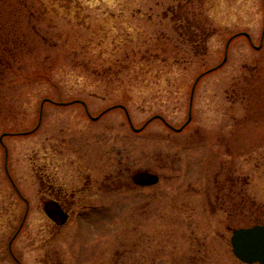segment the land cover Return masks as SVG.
I'll return each instance as SVG.
<instances>
[{
  "label": "rangeland",
  "instance_id": "374dc122",
  "mask_svg": "<svg viewBox=\"0 0 264 264\" xmlns=\"http://www.w3.org/2000/svg\"><path fill=\"white\" fill-rule=\"evenodd\" d=\"M185 5L215 31L205 54L192 52L168 21ZM0 10L8 20L3 49L9 31L20 39L9 57L0 52V61L11 67L5 85L14 80L11 90L0 92V110L12 116L0 124V134L2 127L17 133L35 127L41 106L44 117L38 133L4 140L9 170L30 201L26 226L14 243L21 263L241 264L229 229L264 222V0H0ZM206 71L195 86L193 121L181 135L158 119L139 135L121 127L124 114L116 105L127 107L136 129L155 115L179 128L188 119L192 85ZM81 101L92 118L106 111L99 123L85 117ZM57 131L63 139L58 161ZM199 138L205 144H191ZM109 153L132 169H156L164 181L111 197L92 191L87 202L124 201L127 209L81 210L77 216L74 208L62 232L50 236L39 201L38 162L46 161L41 176L70 191L76 187L75 163L94 175L92 154L102 160ZM200 158L202 166H193ZM204 158L211 164L204 166ZM1 163L0 155V264H12L3 249L24 205L9 195ZM219 163L224 175L248 181L246 199L254 202L248 209L211 211L203 193L186 192L189 183L202 191L205 183L210 186ZM211 197L208 203H215ZM184 201L191 213L180 207Z\"/></svg>",
  "mask_w": 264,
  "mask_h": 264
},
{
  "label": "flooded vegetation",
  "instance_id": "af4514ba",
  "mask_svg": "<svg viewBox=\"0 0 264 264\" xmlns=\"http://www.w3.org/2000/svg\"><path fill=\"white\" fill-rule=\"evenodd\" d=\"M185 6L187 7V5H185ZM173 15L174 14L172 12L171 17L168 19V21L169 20L171 21L173 28H174V33L176 35L177 31L179 32V29L177 28V26L174 22ZM3 20L5 23H2ZM195 21H197V20H195ZM7 23H8V20L5 21V19L2 16V11L0 10V37H3V35H1V32H4ZM190 33H192V32L187 31V32H185L184 35H183V33H180L181 34L180 37L185 39L183 41H186V43L191 47L192 52L195 53L196 51H198L200 53V49L198 47L193 46V44L190 42V40L194 38V37L192 38ZM7 37L9 39H11L10 41H12V44H9L11 42L8 41V49L5 50V49H3V46H2L3 42H0V52L8 53V57H9L10 54L13 52V50H15L16 44L20 43V39L17 38V36L15 35V33L13 31H12V33L9 31L7 34ZM180 37L178 39H181ZM212 37H210L209 39H211ZM207 42H206V48H207ZM228 47H229V42H228V45H227V48L225 51V55H227ZM206 48H205V52H206ZM205 52H204V54H205ZM225 58H226V56H225ZM225 62H226V60L225 61L223 60V63H225ZM7 64L8 63H5L3 60L0 61V75H2V79L0 78V92L2 90H4L6 87H8L9 84L14 83L13 79H9L7 84L5 85L4 74L8 72L9 75H11V71H10L11 67H9V65H7ZM208 71L200 74L198 76V78L196 79L194 85H192V90L190 93L189 105H188V119L179 128L171 127L170 125H168L165 122V120L161 116L155 115L152 119L146 121L142 125L141 128L136 129L130 120L127 107L125 105H116L114 107H120L122 110V113L124 114V124H122L121 127H123L124 129L127 127L132 131L133 134L139 135V134L143 133L144 129L149 125V123H151L152 120L158 119V120L162 121V123H164V125L167 127V129H169L171 132H173V133L175 132V134L181 135L182 133H184L186 130H188L190 128V125L193 121V103H194L195 86H196V84H198V82L201 80V78L205 74H207ZM8 90H11V88L8 87ZM0 95H1V93H0ZM49 101H52V100H49ZM52 102L55 104H58L57 102H54V101H52ZM81 104L83 106V111H82L83 114L85 115V117L90 119L93 123H99V121L102 120V118L105 116L106 111H101L98 113V115L96 117L92 118L91 112L88 110L87 105L83 101H81ZM10 113H11L10 111L5 112L3 110H0V124L4 123L5 121L8 122V120H10L9 117H12L11 115H9ZM6 115H7V118H6ZM43 119H44V117H43V106H41L40 111H39L38 120H37V125L35 127L29 128L26 132H19V133L15 132L13 127H11V126L10 127H2L3 128L1 130L2 134H0V150H1L0 155H1V160H2L1 165L3 167L2 170H4V174L6 176L8 183H9L8 185H9L10 191H12V193H9V195L10 196L12 194L14 195L12 197V199H15V200H13V202L18 201L22 205H24V211H22L21 217L19 218L18 222H16V224H15V226L11 232L12 234L9 236V239H8L9 241H7L8 243H5L4 249L2 248L5 251L7 257H9V259L11 260L12 264H23V263H21L20 258L17 256L18 254L16 253L14 243L18 239V236L22 233V231L24 230V228L26 226V222L28 219V210H29V202L30 201L28 200L27 197H25L24 192H22V190L20 189V186L17 183V180L15 179V177H13L11 171L9 170L10 151H9L8 147L6 146L4 140L8 139V138H13L16 136V134L17 135L26 134V136H27V134H30V133H32V135L34 133H38L39 130H41L43 128L42 127ZM230 119L232 120V118H230ZM54 138H55V140H54L55 141L54 142L55 153L57 156H59V157H56L55 159L58 161L61 159V155H62L61 151L58 150L59 149L58 141L59 140L63 141L61 132L57 131ZM190 138H191V134H190ZM199 140L200 141L191 142V144H205L204 142H202V139L199 138ZM44 141L47 142L48 138L45 137ZM96 149H99V147L95 146V150ZM93 153H95V151ZM92 155L93 156H92L91 163L96 165V167H93V169H92V170H96V171H94L95 174L93 175L90 172H87L85 169L83 170V168L81 167V165L79 163H75V165L77 166L76 173L78 174L75 178L76 182L74 183V185H76V187L70 191H68L63 186V183H60L59 180L54 179L53 177H49L48 175H46V173H44V175L41 176L40 172H41V170H44L43 167L46 166V161H44L43 163L38 162L39 163V167H38L39 169H37L38 174H39L38 179H40V185L42 187L41 197H40L39 201H40V205L42 207V212L50 224V227H47V229H46L50 236L55 237V235L57 236L59 233L62 232L64 227L67 225V223L71 219L72 215H74V213H75L74 208L79 209V211L76 212V214L78 216V214H80L81 210H83L81 212V214H82L84 211H87V210H95L96 211L97 209H100V208H104V209L113 208L114 213H117L118 211L116 210V208H119V207L121 208L122 205H124V206L126 205V202L124 203V201H121V203H120L121 205H119V202L117 203V202H113V201L111 203L110 202L94 203L92 201L87 202L84 197H86V195L90 194L92 191L95 192L94 194H99V195L111 197V195H117L119 193H126L128 191H130V192H133V191L141 192L142 190H145V189L149 190V189H152V188L158 186L162 181H164V177L160 173H158V171L156 169H149V168L148 169L147 168L146 169H132V168L128 167L126 164V161H124L122 159L115 161L113 158L110 157V153L107 154V156H105L102 160L99 158L96 159L94 154H92ZM58 158H60V159H58ZM201 159L202 158H200L199 161H196V163L193 166H195L197 163H199V164H197L196 166H202L203 163L201 162ZM200 162H201V164H200ZM203 162H204V166H208L209 164H211L209 158H204ZM30 163L37 164L35 162H32L31 160H30ZM246 164H248V162ZM112 165H116V166L113 169H111V168L107 169V166L113 167ZM105 167H106V169H105ZM196 170H198V169H196ZM81 171H82V174L79 173ZM140 173H147L149 175H155L158 177L159 180H158L157 184L152 185V186L137 185L134 182V177H136ZM239 176L240 175H235L234 173H228V172L226 173V175H224L223 174V165L221 163H219L217 172L212 175V181H210V186H207L208 183L207 184L205 183L202 187V189L204 188V191H202L200 189V187H197L195 185L193 186L189 183L186 186V192H189L191 194H196V195H201V193H203L202 196L207 197V200H206L207 203L210 202V201H208V199H209V197L212 196L215 203H208V205H207V203L204 204V207L205 208L208 207L209 209H211V211L214 209H215V211H223L225 206H227V207L229 206L228 208H231L232 211H239V210L244 211L245 209H248L250 207V205H253L254 202L246 199L245 188L248 186V184H247L248 181L246 179H242ZM79 182H80V184H79ZM208 192H213V193H210V196H209L207 194ZM180 207L184 210L188 209V211H189L188 213H191V211L193 209L190 206H186L185 201L180 203ZM45 208H48V211H50V212L53 210L57 211L58 209H60L63 214L67 215L66 222L64 224H61V225L56 223L54 220L50 219L46 215ZM181 208H179V209H181ZM194 208H196V207H194ZM201 208H203V205ZM126 209H127V207H126ZM182 209H181V211H183ZM136 211H134L133 213L131 212L132 214H130V216L137 215L139 212V208H138L137 214H136ZM0 216H1V212H0ZM56 219H58V218H56ZM80 219H81V215H80ZM1 224L2 223H0V229H1ZM1 234H2V231L0 230V235ZM124 251H126V249ZM126 253H127V251H126ZM113 257L116 258L117 254L113 255ZM50 264H63V263L59 260H55V261L51 262ZM114 264H118L116 259L114 261Z\"/></svg>",
  "mask_w": 264,
  "mask_h": 264
},
{
  "label": "water",
  "instance_id": "95a60500",
  "mask_svg": "<svg viewBox=\"0 0 264 264\" xmlns=\"http://www.w3.org/2000/svg\"><path fill=\"white\" fill-rule=\"evenodd\" d=\"M158 180L157 176L147 173H140L134 177L135 184L141 186L155 185ZM45 213L60 225L67 220V215L63 214L60 209L50 212L48 208H45ZM230 244L234 256L242 263L264 264V226L233 230Z\"/></svg>",
  "mask_w": 264,
  "mask_h": 264
},
{
  "label": "trees",
  "instance_id": "16d2710c",
  "mask_svg": "<svg viewBox=\"0 0 264 264\" xmlns=\"http://www.w3.org/2000/svg\"><path fill=\"white\" fill-rule=\"evenodd\" d=\"M173 19L180 33H183L184 35L187 31L192 32L190 34L192 38H194L191 39L190 42L193 46L200 49V54H204L206 42L213 36V34H215V31L210 28L207 21L202 20L201 18L195 21L194 14L191 11H187L186 6H179L177 12L173 15ZM256 224L264 225V222Z\"/></svg>",
  "mask_w": 264,
  "mask_h": 264
}]
</instances>
